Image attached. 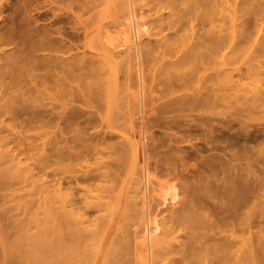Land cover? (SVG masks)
<instances>
[{"label":"rangeland","instance_id":"rangeland-1","mask_svg":"<svg viewBox=\"0 0 264 264\" xmlns=\"http://www.w3.org/2000/svg\"><path fill=\"white\" fill-rule=\"evenodd\" d=\"M123 1H125V0H0V127H1L0 128V136H1L0 137V156H2V158L0 159L1 160L0 161V179L2 180V181H0V184H1V187H0V196L1 197L0 198L3 197L2 199H0V264H13V263H15V258L10 257L8 255L9 250L12 249V246H13L15 239H17V237L19 235L32 237V235H34L35 232L40 229L39 228L40 222L39 223L37 222L38 220H40L43 217L42 212L40 210H38L40 200L46 196V194H45L46 192H47V195H48V191H49V194L52 193V186L54 185V183H56L55 185H57L58 181L63 180L64 178L68 179L67 175L71 176L76 171V169L79 167L77 165L78 163L76 164L78 167L74 168L73 170L70 167L69 168L66 167L70 163V162H68L69 160L67 161V164L65 163L64 166L62 163L61 164L59 163L60 166H58V163H56V162H60V161L57 160L58 159L57 156H54L53 157L54 160H53L51 155H50V153H52L54 151V149L56 151L55 153H57V151L60 150L58 148V146L62 145V144L58 143L57 137L59 136L58 135L59 133L57 130L55 131V127L56 126L59 127L58 125L60 123H58L56 125V123L59 121H57L56 117H54V115L56 116L57 112L58 113L60 112L61 107H62L61 103L67 104L66 110H67V108L69 109V108H73V107H74L73 109L78 108L77 110H79V111H80V109L81 110L84 109V107L81 103L82 100L80 98L77 99L76 101L72 102V103L69 100L66 103L67 100L65 101V99H64L65 102L60 101L63 98L61 96H58L59 91L60 92L66 91L67 93L68 92L71 93V91H74V89L77 90V88H78V86L76 85L77 82H75V84H74V82L71 79L68 80V77L77 78L79 76L77 79L81 78L80 76H82V74H80V72H82L83 70L79 71V68H80L79 64H81L82 62H85L88 67L91 65L97 66V65L103 63L102 65H99V66H103V68H104V69L101 68V69H103V71L100 70V74L102 73V76L104 73L105 74L107 73V75H109V76L114 75V74L115 75L118 74L117 75L118 78L122 76V72L124 71L125 66H126L125 64L127 63L126 59H124L125 56L123 54H127V52H129V53L132 52L128 48L131 45L130 44V40H131L130 37L131 36H130V32H129V27L127 26V23H125V19L127 18V15H126L127 11H125L126 10V5H125L126 3ZM144 1H142V0L133 1L134 8H135L134 9L135 10L134 11V15H135L134 17H135V21L137 20L136 25L138 28L140 27L138 29L139 31L140 30L143 31V28H144L145 32H147L149 34L150 33L153 34V33H155L156 28H157V26H156L157 24L155 23L156 21L154 20L155 16L153 14H151L152 12H149V8L147 6L145 7L144 4L147 1H145V2ZM243 1L238 0V3H240L239 7L242 6V8H243V7L248 5V2L246 0H245L247 2V3L245 2L246 5ZM251 1L253 2L254 0H249L250 4H251ZM241 2L244 5H241ZM140 3H142V4H140ZM250 7L255 8L256 5H253ZM162 14L164 17H166L168 15V11L165 10ZM256 18L254 17V19H255L254 20L253 17L251 16V18L249 17L247 19L248 22H246V20L244 22H246V24L249 23V26L248 25H246V26L249 27L250 30H252L251 34L254 30L255 31L257 30L256 33L258 34L259 29H262L261 33L259 34V37L256 38L257 34L254 36H252L253 35L252 34L251 36L253 38H251V39H253V40L250 39L251 42L249 41L250 42V44L248 43L249 46H248V44H246V46H247L246 47L245 44H242L247 48L246 50L248 51V53H246L247 51L245 52V49H243V51L245 53H242V52H240V53H242L244 55H240V53H239V54L235 55V58L233 59V68L235 70V72L233 73L234 74L233 76H234V80L236 79L235 82H236V86H237L236 89H237V96H238V99L236 101L238 102V104L236 103V101H235L236 105L233 103L229 104V103H223L222 102L221 103L222 105L220 104L219 107L216 108V112L218 114H217V117L215 118L216 120L214 119L212 121L213 128L215 127L213 130H215V132L213 135H211V138L209 137L208 133H206L204 131V128L193 125L196 123H193L192 126L190 124H189V126H187V123L183 122V120H181L182 128L180 127L181 130H179V129L177 130V126H175V124H173L175 122L174 117L178 114L177 117L179 118L180 116H182V113H183V115L195 114V113L191 114L188 111L182 112L180 114L178 112H176L177 114L170 112V114H167V116L163 115L168 120L165 118L162 119L163 117H161L159 120H155L156 117L153 114L152 115L150 114V116L148 115L145 118L146 120L145 119H139L141 115L138 114L139 112H138V109L136 108V101L134 99L130 100V98H128L129 100H127V96L121 97V95L124 94L123 89H125L127 82L121 83V86L118 87V90H117V88H115L113 85L110 84V86H109L110 88H107V87L106 88L108 89V91L111 89L110 90L111 94L106 91L107 94L106 93L103 94L104 96H101L102 98L100 99V102L102 103L101 106H103L104 110L106 109V113L110 112V114H108V116L111 118V116L113 115L112 119H114L113 117L119 118V119L116 118L117 122H114V124H113L114 120H112V122H111L112 126L114 125L113 126L114 128L112 126H111V128H113V130L116 132L115 134H113L114 135L113 138H108L110 135L108 134V131H106V132L103 131V130H105V125H104V123L102 124L99 121V119H96L95 122L91 121L93 124L92 123L88 124V122H90L88 120L86 121L87 116L89 114L88 109L82 110V111H85L84 113L87 115H85L86 117H84L83 119H79L76 121V122L80 121V123L79 122L77 123L78 127H76L77 124H76V126L73 124L74 122L72 123V125L75 127L71 126V129L75 128V130H77L76 128H78V130H79V128L81 127L80 135H78L79 131L77 133L75 131V133L73 132L74 135L71 136L72 130H70L69 127H67V130L70 132V134L68 136L71 137V139L69 140L70 143L73 142V140L74 141L76 140L77 143L76 142L75 143L78 146L80 145L82 147L84 144H87V145H85V148L87 146V149H86L87 152H85L86 150L83 149L84 150L83 151V150H81L82 148L81 149L78 148V146L75 143H71L73 147L77 146L78 151L81 150L79 152V154L82 151L84 152L83 156H81L83 154V152L80 155L77 153V158H79V156H80L81 160L85 156L87 158V161L84 160V158H83V160L80 163H83V162L87 163L88 162L92 166V167L89 166L88 167V168H90L89 171H87V173H85V171H86L85 169H87V168H85L84 166L89 165V164L85 163L86 164L85 165L83 163L84 166L82 165L83 167L81 166L82 168L81 167H79V168H81L82 171L84 170L83 172L85 174L83 175L82 174L83 172H76V174L78 173V176H76L74 174L76 177H80L79 175L82 174L83 177L86 178L87 177L86 174H88L90 172V170L94 171V172H91L92 175H95V172L98 173V171L101 170V168H100L101 166L100 165L97 166V164H98L97 162H99L100 159L97 161L95 158V157H97V159H98L99 155L95 156L96 154L93 153L94 151L91 148L96 146L98 143H99L98 145H100L101 144L100 142H102V140H104V142H102L103 147L107 146V145L109 147V143H110V146L112 148V147H114V145L116 147H118L124 141H126V139L129 140L130 142L138 143V141L140 140V135H142V134H143L142 137L145 138L143 141V144L141 143V146L139 145L140 148L138 146L136 148L137 153H136L135 161H132L130 159H125V158H124V160L122 159L123 160L122 161L121 160L122 157H120V156L117 157V158L120 157V160L122 162L121 164L123 165V166H120L121 164H119V166L122 167V168L119 167L120 169L117 168L118 165H117V167L115 165V162L117 164V162L120 163V161L113 160L115 158V156H117L116 152L113 153V151L111 150L110 153L112 152L113 155L110 153L106 155V156H108L109 161H107L108 159L105 158L106 157L105 155L104 156L100 155L103 158H101L99 156L101 158L100 163L104 159L103 160L104 163L102 162L103 164H105L104 170L110 164L109 165L110 167H108L109 171L106 170L107 172L105 174V176H108V175L109 176L104 177L105 180H104V178H102L104 181H102V179L97 180V181L99 182L100 185L102 184L101 188L103 187V185L104 186L107 185L106 186L107 189L104 187L103 191L100 190L101 193L104 192L103 193L104 195L101 193L100 194L103 195V197L107 196L108 194H110V197L112 196L111 200L108 199L109 198L108 196H107L108 198L105 197V199H104L105 201H106V199H108L107 201H109L108 205H107V201H106V206H105V207H107V209L109 208L108 211L105 208L102 209L104 211L103 213L107 212L106 214L111 219H109L106 214L102 216L101 214H103V213H101V210L98 213L101 215V217H103V218L107 217L109 219V221L110 220L111 221L110 222L107 221L108 219L106 218L107 219L106 220L107 222H106L105 220H101L102 218L100 217L101 219H99V220L105 221V223H108V222L109 223L105 225V227H107V228H105L106 229L105 232L103 230L104 228L102 229L103 231L101 229L100 230L97 229L98 230L97 231V230H95V228H97V227L99 228V226L101 227V224L104 223L103 222L100 224L101 221H99L98 219H96L98 221H95V217L97 215H98L97 217H99L100 215L98 213H94V212H96L95 210H94V212H92V210H91L90 213L88 211V213L91 215H89L87 213L88 214L86 216L87 218H85V216H84L86 221L87 220L90 221L91 224H93V226L97 222L99 223L98 226L96 224V227H94V228L91 227L92 226L91 225V226H89L91 228H87L88 227L87 226V227H85V229L87 228V229L91 230L93 228L94 231H97V232L102 231L101 233L103 234V235L100 234L101 237L99 238V240L102 238L101 241H98L99 235L95 236L96 235L95 233H94L95 237L93 236V233L91 234V236L89 235L90 236L89 238H91V240H93V241L95 238H97L95 243L100 242V245H98V247H97L98 252H96L97 253L96 257H95L96 253H94L95 258L94 257L93 258L95 260L92 259V257H91V259H89V264L90 263L91 264H107L108 263L107 260L110 257L109 255H108L109 257L106 256L108 254L107 248H110V247L113 248V246H112L113 244L111 243L113 241H111V240H117V239H120L122 237H124V239H125L127 234H128L127 237H129V239H130V240H128V239L127 240L130 242L127 243V241H126V247L128 248V252H129L128 255L130 257L128 255L126 256V254H125L124 255L125 258L123 257L122 259L125 262V259H127V257H129L128 258V264H129V262H130V264H132V263L136 264V262L138 264H140L141 263L140 260L142 258V250L144 249V247L142 245V240L144 241V239H142L144 237L143 233L146 230L148 231L149 227H150L148 225V227H147L148 229H145V231L143 229L144 228V222H145V220H143V219H145L144 215H143L144 212L146 213L147 217L148 216L150 217V220L154 219L156 226H158L157 227L158 231H156L154 233L155 235H153V237L158 236L159 239H161L160 237L164 236V232L166 230V227L170 224L168 222V219L171 215L170 212H173V209H180L182 207V205L184 204V202H186V200H188L190 198V197L189 198L187 197L188 196L187 194L190 191V187L192 188L193 185H194L193 188H195V187L197 188L198 186H199V188L206 187L209 191H212L211 194H213L214 184L212 185V183H209V182H213L214 179L210 178L209 177L210 175L208 173L206 174L207 176H203L204 175L203 174L202 175L203 178H202V176L198 175L199 172L203 173L204 169H207L206 166H204L206 161L211 160V159H216L214 167L216 164L217 165L214 169H215V171L217 170L216 173H218L219 172L218 170L221 169L224 165H226L223 163V161L225 162V160L227 159L226 157H228V155L230 154L231 151L238 153V155L240 156L241 155L240 152H242V149L244 148L243 145L244 146L246 145L245 148H247V149L249 148L252 151H257L258 149L262 150L264 148V107H263L264 104H261L262 108L258 106V105H260L261 102H257V103H259L258 105H255V104H257V103H255L254 106H253V104L249 105V104L245 103V101L242 100L243 98H241V94L243 93L244 90L245 91L253 90L255 92L257 90L259 91V89L260 90L264 89V82H263L264 81L263 80L264 79V73H263L264 72V50H263L264 45L262 44L264 42H261V41H264V22H263L264 20H262V21L259 20L260 21V23H259V21H258L259 17H258V19H256ZM249 20H250V22H249ZM256 21H258V22L256 23ZM255 24H257V26ZM258 26H259V28H257ZM254 28H257V29H254ZM142 31H141V34H139V45H140V48L142 51H144V49L146 51L147 48H149L150 43L152 41H154V39H153V36L148 37V35L143 34L144 31L143 32ZM255 31H254V34H255ZM124 35L127 37V39H126V37L124 38ZM123 42H125V43L123 44ZM148 42H150V43H148ZM259 42H261V44ZM121 45L124 47L121 50L122 53L118 54L120 56L119 57L116 54L117 50H114L113 48H115L117 46H121ZM260 50H262L263 53L260 52ZM254 51H256V52H254ZM109 54L110 55L113 54L115 56L112 59L111 58L107 59L106 57H109ZM260 55H262V56H260ZM80 60H81V62H80ZM99 60H100V63H99ZM120 61H121V63H120ZM90 62H91V64H90ZM143 62H144V66H147V67H148V65L152 64L150 62H149L150 64L146 63L148 61H145V60ZM73 63H75V65ZM58 65H60L59 68L60 67L62 68L61 70L58 68ZM64 65H66L68 68H66V66H64ZM70 65L72 67H74V69L76 68L75 69L76 71L75 70L71 71V69H69V68H71ZM62 66H64L66 68L65 69L66 71L69 70L68 73L64 70V68ZM77 66H78V69H77ZM111 67L114 70H112ZM257 69H259V70H257ZM104 70H106V71H104ZM69 72H71V73L69 74ZM114 72H116V73H114ZM66 74H68V75H66ZM76 74H78V75H76ZM105 74H104V76H107ZM130 75H131L130 76L131 79L129 80L128 85H129V87H132L130 90V93H129V94H132L135 92V87H134L135 80L132 79L134 76L133 73H130ZM65 77H67V78L65 79ZM60 79H61V81H60ZM118 80L120 82L122 80V77L119 78ZM70 81H71V83H70ZM72 82H73V84H72ZM80 83H83V82H80ZM75 85L77 88L74 87ZM82 85H84V84H82ZM120 87L122 88L123 91L121 90ZM60 88H62V89H60ZM117 91H119L118 94L122 99H119ZM147 91L149 93V89H146V91H145L146 96H148ZM121 93H123V94H121ZM48 94H49V96H48ZM108 94H110L109 97L111 96L112 98L111 97L108 98L105 96ZM117 96H118V98H116ZM43 97H45V99ZM107 98H108V100H107ZM66 99H68V98H66ZM110 99H111V101H110ZM120 100H121V102L119 103ZM115 101H117V102H115ZM107 102L108 103L111 102L110 103L111 106H108L109 104ZM126 102H127V104H126ZM239 102L241 104H239ZM106 103H107V108H105ZM68 104H70V105H68ZM103 104H105V105H103ZM226 104H227V106H226ZM43 105H44V108L46 105L47 109L53 110V113H54V115H53L54 119L53 120H52V118H50L51 119V121H50V119H48L46 117H42L43 115L39 114L42 111L40 108L43 109V107H42ZM230 105H231V107H229ZM238 105H240V107ZM117 107H119V108H117ZM52 108H54V109H52ZM36 111L38 114L36 113ZM39 115H41V117ZM171 118H173V122H172ZM179 119H181V118H179ZM81 120H85V121L81 122ZM55 121H56V123H55ZM96 121H97V124H96ZM85 122H87L86 124H88V125H86ZM162 122H164V123H162ZM201 124H204V123H201ZM8 125H9V127H8ZM45 125L47 127L52 126V128H53V129L49 128L50 130L48 129L49 132L52 130L51 133H53L52 136H50V139H48L51 144H48L47 143L48 140L46 141V139H44L41 136V134H44V132L47 131L46 130L47 127H45ZM6 126H7V129H5ZM42 127H44V130L42 129ZM57 127H56V129H57ZM62 128L64 129V131H67V130H65L66 128H64V126H62ZM163 128H164V130H163ZM97 130L99 131V133ZM119 130H120V132H119ZM86 131H88V132H86ZM104 133H106V134H104ZM11 134H12V136H11ZM75 134L79 136V137L77 136L78 139L76 138ZM54 135L57 136L56 139H54ZM120 135H122L125 139L122 138ZM164 135H165V137H164ZM40 136H41V138H40ZM82 136H84V137H82ZM25 137L29 142L25 139ZM227 137L229 140L226 139ZM72 138H74V139L72 140ZM180 138L183 140H180ZM29 139H31V140H29ZM61 139H60L61 142L60 141L59 142L63 143L64 140H61ZM133 139H134V141H133ZM174 139H179V141H181V142H179L178 140H176V142H175ZM1 140H3V141H1ZM9 141H10V143H9ZM261 141H262V143H261ZM30 142H32V143H30ZM184 142H186V143H184ZM17 143L19 146L17 145ZM27 143H28V145H27ZM44 143H46L45 144L46 146L43 145ZM56 143H57V145H55ZM64 143L68 144V145L70 144V143H66V142H64ZM183 143L185 144V146ZM53 144L56 147H53L54 146ZM50 145H53V146H50ZM142 145H143V147L145 146V150H146L145 156H143L142 155L143 152L141 153V151H140V150H142ZM32 146H34V147L31 148ZM62 146L65 148L67 147L64 144ZM72 146H70V147H72ZM167 146H169V147H167ZM44 147L46 148V150ZM63 147H61V148H63ZM194 147L196 149L198 148V150H200L199 155L197 154L198 152L196 153V150ZM14 148H16V149H14ZM42 148H44V151ZM260 148H262V149H260ZM6 149L10 150L9 154H8ZM253 149H257V150H253ZM20 150H21V152H20ZM174 151H175V153H174ZM44 152L46 154L48 152H50L48 154L51 158L48 156V154L46 155ZM181 152H182L183 156H181L182 155ZM224 153L226 155H224ZM17 154H19V156ZM44 155L48 156L50 159H48ZM52 155H54V153ZM109 155H110V157H109ZM175 155H178V156H175ZM8 156L10 157V159H8L9 158ZM88 156L90 159H88ZM43 157H45V158H43ZM55 158H56V160H55ZM165 158H166V160H165ZM170 158H172V159H170ZM2 159H3V161H2ZM7 159H8V161H7ZM10 160L12 161V163ZM112 160H113V162H112ZM127 160H128V162H127ZM14 161H15V163H14ZM70 161H71V159H70ZM72 161L76 162V160L74 161L73 159H72ZM72 161H71V164L73 163ZM93 161L96 163H94ZM16 162H17V165H16ZM49 162H51V163H49ZM77 162H79V161L77 160ZM219 162L221 163L222 167H220L221 165ZM5 163H7V164H5ZM44 163H45V165H44ZM55 163L57 166L55 165ZM107 163H109V164L106 165ZM203 163H204V165H202ZM76 165H74L73 167H75ZM79 165H81V164H79ZM114 165H115V168H114ZM142 165H144L143 167L145 168L146 175H147V182H145L146 184L144 187V191H145L144 194H146L145 198H146V200H148L145 203L146 209H145V207L143 208L142 206H140V205H142L141 204V201H142L141 200V193H140V189L142 187V180H143V171L141 168ZM168 165H170V166H168ZM197 165H199V166L197 167ZM56 167H58V168H56ZM59 167H61V168H59ZM102 167H103V165H102ZM11 168H12V170L10 171L9 176H8L7 175L9 172L8 169L10 170ZM96 168H98L97 171L94 170ZM61 169H63V171L67 173V174H65V177H63L64 172L62 173ZM69 169H71L70 170L72 173L71 175L68 174V172L70 173V171H68ZM81 169L79 171H81ZM114 169H116V170H114ZM199 169H201V170H199ZM49 170H50V172H48ZM253 170L255 171V169H253ZM102 171H103V169H102ZM114 171H115V173H114ZM59 172H60V174H59ZM111 172H113L114 174ZM194 172L196 173V175ZM61 173H62V176H60ZM79 173H81V174H79ZM99 173H101V171ZM2 174L4 177L2 176ZM82 175H81V177H82ZM85 175H86V177H85ZM90 175L88 174V176H90ZM92 175L90 178L94 177ZM61 177H63V179H61ZM113 177L116 180L113 179ZM204 177H205V179H204ZM109 178H110V180H109ZM53 180H55V181H53ZM206 180H208L209 182ZM64 181L65 180H63L62 182H64ZM97 181L93 180V184L95 182L98 183ZM100 181H102V182L100 183ZM90 182H92V181H89L88 184L86 182H84V184H82V182H79L81 184H79V185L77 184V187L75 184H73V185L68 184V182L63 183L62 184L63 185L62 186V189H63L62 192H66V191H64V187L66 188L68 186V188H70V189L66 188V190H68V192L70 190H71L70 192H73L72 190H74L75 192H73V193H75L74 196H76V200L78 198V200H77V202H78V201H80V199L77 196H79V193L82 195L84 194L82 191V190H84V186L85 187L89 186V188L95 187L93 184H90ZM205 182H206V185L204 186L203 184H205ZM113 183H114V185H113ZM213 183H216V182H213ZM64 184H66V186ZM110 184H112V185H110ZM207 184H209V185H207ZM47 185L49 188L47 187ZM69 185L70 186L72 185L71 187L73 189ZM96 185H98V184H96ZM2 186H4V187H2ZM170 186H173V188L175 190L174 193L177 196L176 201L171 204V203H169L170 197H166V199L167 198L168 199H167V201H165L164 205L159 204V203H162L160 197L164 196L163 195L164 188L170 187ZM97 187H98L97 189L95 188L97 190V192H96V190H94V188H93L94 192L93 191L91 192L92 188L90 190L89 189L87 190L85 188V190H84L85 196L86 195L89 196L87 191L91 192L92 194H95V193L99 194L98 193L99 192V190H98L99 186H97ZM206 188H205V192L207 191ZM79 189H81V190H79ZM112 189H113V191H111ZM105 190L106 191L108 190L107 192H109V191L110 192L107 193ZM202 190H204V189H202ZM76 191H78L77 195H76ZM120 192H121V194H120ZM205 192H202V193H205ZM199 193H201V192H199ZM207 193H209V192L207 191L205 194H207ZM119 194H120V196H119ZM158 194L162 195V196L159 197ZM214 194H215V191H214ZM214 194H213V196H214ZM116 195H118V196H116ZM207 196L206 197L204 196V197L207 198ZM80 197H82V196H80ZM92 197H97V195L96 196L94 195ZM92 197L90 196L89 197L90 199L89 198L88 199L89 200L94 199ZM119 197H120V199H119ZM116 199H119V201ZM254 199L256 200V198H254ZM254 199H253V201H254ZM81 201H83V197H82ZM81 201H80V204H81ZM118 203H119V205H118ZM136 203H138V204L136 205ZM80 204H78V205L80 206V208H82L81 206H83V205L82 204L80 205ZM117 205H118V207H117ZM126 205H128V206H126ZM134 205H135V207H134ZM147 207H149V208L147 209ZM110 208H112V209H110ZM114 209H117V210H115L116 212H114ZM141 209L144 210L143 214H142ZM124 210L125 211L127 210L126 212L129 211L128 214L126 212L124 213ZM111 213H115V215L113 214L111 216ZM123 213L127 214L124 218H123V215H124ZM147 214H149V215H147ZM84 218H82V219L84 220ZM122 218H123V221H122ZM83 220H82V222H83ZM254 220L252 223L251 231H252L254 241H256V237L259 233L258 230L260 231L261 229L260 228L258 229L259 219H254ZM86 221H85V223H86ZM86 225H88V223L85 224V226ZM118 225L122 226L121 229H122V231L123 230L125 231V233H126L125 236H123V234H121L119 237L121 229L119 228ZM80 226H79V228H80ZM103 226H104V224H103ZM117 228L120 230L119 234L117 233V231H118ZM116 229H117V231H116ZM151 229H153V227L152 228L150 227V230ZM263 230H264V228H263ZM82 231H83V229H82ZM87 231L88 230H86V231L84 230V233L87 234V235L85 234L84 236H86L88 238V232ZM254 232H255V235H254ZM90 233H91V231H90ZM146 234H148V233L146 232ZM114 235H116L118 238ZM115 238H117V239H115ZM156 238L153 240H158V238L157 239ZM163 239H164V237H163ZM163 239H161V240H163ZM86 240H88V239H86ZM89 240H88V242H89ZM93 241L91 242L92 244H93ZM148 241H149V238H148L147 242ZM179 241H181L180 243L184 242L182 239L178 240V242ZM116 242L117 241H115V243ZM159 242L160 243H157V241H156L158 246H159V244H161L162 241H159ZM156 243H154L155 248L157 247ZM109 244L110 245L112 244V245L109 246ZM94 246L96 247V245H94ZM95 247H94V252L96 251ZM112 248H110V250H113L115 247L113 249ZM131 252H134V253H131ZM140 253H141V258L137 259L136 257ZM109 254L112 255V252L110 251ZM131 254L134 256H132ZM103 258H104V260H103ZM106 258H107V260H105ZM132 259H133V261H132ZM135 259L137 261H135ZM93 260H94V262H93ZM109 261H110V259H109ZM124 262H122V263H124ZM111 263H108V264H111ZM142 263H143V261H142Z\"/></svg>","mask_w":264,"mask_h":264},{"label":"bare ground","instance_id":"bare-ground-1","mask_svg":"<svg viewBox=\"0 0 264 264\" xmlns=\"http://www.w3.org/2000/svg\"><path fill=\"white\" fill-rule=\"evenodd\" d=\"M133 1H135V0L123 1L126 3L125 4L126 5L125 11H127V14H126L127 18L125 19V23H127V26L129 27V32H130V36H131L130 37V39H131L130 44L131 45L128 48L132 52L131 53L127 52V54H123L125 56V58L124 57L123 58L126 59L127 63L125 64L126 65L125 69L122 72V76H121L122 80L119 82L118 79L121 77L118 78V76H117L118 74H116V75L114 74V75L109 76V75H107V73L106 74L104 73L107 76H104V74L102 76V73L100 74V70L103 71L104 68H103V66H99V65H102L103 63H101L97 66L91 65L88 67L85 62H82L81 64H79L80 65L79 71L83 70L82 72H80V74H82V76H80L81 78L77 79L79 76L77 78H75V77H72L73 75L71 76L73 79L68 77V80L71 79L74 82V84H75V82H77L76 85L78 86V88L76 87V85L74 86L77 88V90L74 89V91H71V93L70 92L67 93L66 91L65 92L59 91L58 96H61L63 98L60 101L65 102L67 100L66 101V103H67L69 100L72 103V102H74L80 98L82 100L81 103L84 107V109H82V110H86V109L89 110V114L87 116V119L85 118L86 121L87 120L90 121V122H88V124L92 123L91 121L95 122L96 119H99V121L102 124L104 123V125H105V130H103V131H105V132L108 131V134L110 135L108 138H113L114 137L113 134H115L116 132L113 130L114 125L112 126L111 122H112V120H114L113 121V124H114V122H117L116 118L117 119H119V118L113 117L114 119H112L113 115L112 116L110 115L111 116V118H110L108 116V114H110V112L106 113V109L104 110L103 106H101L102 103L100 102V99L102 98L101 96H104L103 94H105L106 91L108 93H110L111 89L109 91L107 89V88H110L109 87L110 84L113 85L115 88H117V90H118V87L121 86V83L127 82V85H128L129 84L128 82L131 79L130 73H133L134 76L132 79L135 80V83H134L135 92L132 94H129L132 87H129V85L128 86L126 85V87L124 86L125 89H123L125 95L123 93H121V94H123V95H121V97L127 96V100H129L128 98H130V100L134 99L136 101V108L138 109V112H139L138 114L141 115L139 119H145L148 115L150 116V114L151 115L153 114L156 117L155 120H159L161 117H163L162 119H164L165 116H167V114H170V112H173V113L178 112L180 114L182 112L188 111L191 114L192 113H195V114L183 115V113H182V116L179 117L181 119H179L177 117L178 114L176 113L177 115L174 117L175 122L173 124H175V126H177V130L178 129L181 130V128H182L181 120H183V122H186L187 126H189V124L192 126L193 123H196L193 125L204 128V131L206 133H208L209 137L211 138V135H213L215 132V130H213L215 127L213 128L212 121L217 117V114H218L216 112V108L219 107V105L222 102L223 103H229V104H231V103L235 104V101L238 99L237 89H236L237 86H236V82H235L236 79L234 80V76H233L234 75L233 73L235 72V70L233 68V59L235 58V55L239 54L240 52L245 53L247 51L246 50L247 49L246 44H248V43L250 44L251 40H253V39H251V38H253L252 36L257 34L256 33L257 30L256 31L254 30L255 34H254V31L252 32L253 35L251 34L252 30H250V28L246 26V25L249 26V23L246 24V22H248L247 19L249 17L251 18V16L253 17V19H254V17L255 18L257 17L256 19H258V17H259L258 21L264 20V0H254L253 2L251 1V4L249 3V0H246L248 2L249 6L247 5L248 7L245 6L243 8H242V6L239 7L240 3H238V0H145L147 2L142 0L145 2V4H144L145 7L147 6L149 8V12H152L151 14H153L155 16L154 20L156 22L155 21L154 22L157 24L156 25L157 28H156L155 33H153V34L152 33L149 34V33L145 32L144 28H143L144 32L142 30H140V31L138 30L140 27L138 28L136 25L137 20L135 21V17H134L135 16L134 15V11H135L134 9L135 8H134ZM241 1H243V0H241ZM246 1L244 0L243 2L245 3ZM246 3H245V5H246ZM140 4H142V3H140ZM241 5H244V4L241 2ZM253 5H256V7L255 8L250 7ZM165 10L168 11V15L166 17H164L162 14ZM245 20H246V22H244ZM258 21H256V23ZM249 22H250V20H249ZM259 23H260V21H259ZM255 25L257 26V24H255ZM257 28H259V26ZM257 28H254V29H257ZM141 31L143 32V34L148 35V37L153 36V39H154V41H152V42L150 41L151 43L148 42V43H150L151 46L149 45V48H147L146 51H145V49H144V51H142L140 48V45H139V34H141ZM261 31H262V29H259V33L256 35V38L259 37V34L261 33ZM125 37L126 36L124 35V38ZM126 39H127V37H126ZM261 42H264V41H261ZM261 42H259V43L261 44ZM124 43L125 42H123V44ZM242 44H245L246 47ZM249 44H248V46H249ZM262 44L264 45V43H262ZM123 47L124 46L121 45V46H117V47L113 48L114 50H117L116 51L117 56H119L118 54L122 53L121 50ZM243 49H245V52L243 51ZM254 52H256V51H254ZM260 52L263 53L262 50H260ZM242 53H240V55H244ZM246 53H248V51ZM114 56L115 55H113V54L112 55L109 54V57H106V58L112 59ZM260 56H262V55H260ZM100 60H99V63H100ZM144 60L148 61L146 63H148V64L152 63V64L148 65V67L144 66V62H143ZM80 62H81V60H80ZM120 63H121V61H120ZM73 64L75 65V63H73ZM90 64H91V62H90ZM59 66L60 65H58V68H59ZM64 66H66V65H64ZM64 66H62L64 68V70L66 68H68L67 66H66V68ZM101 68H103V69H101ZM59 69L61 70L62 68L60 67ZM69 69H71V71H73L76 68L74 69V67L71 66V68H69ZM77 69H78V66H77ZM112 70H114V69L112 68ZM257 70H259V69H257ZM68 71H66V72L68 73ZM104 71H106V70H104ZM70 73L71 72H69V74ZM114 73H116V72H114ZM66 75H68V74H66ZM76 75H78V74H76ZM66 78L67 77H65V79ZM60 81H61V79H60ZM73 82H72V84H73ZM80 82H83V83H80ZM70 83H71V81H70ZM82 84H84V85H82ZM60 89H62V88H60ZM146 89H149V93L147 91L148 96L145 95ZM121 90H122V88H121ZM118 93H119V91H117V94ZM110 94L105 95V96L110 98L111 97V96L109 97ZM48 96H49V94H48ZM118 96H119V94H118ZM118 96L116 98H118ZM121 97L119 96V99H122ZM43 98L45 99V97H43ZM66 98H68V99H66ZM108 98H107V100H108ZM241 98H243L242 100L245 101V103H247L249 105L253 104V106L255 103L261 102L260 105H258L259 103L255 104V105H258L259 107L262 108L261 104H264V89L263 90L259 89V91L257 90L255 92L253 90H250V91L244 90L243 93L241 94ZM64 99H65V101H64ZM110 101H111V99H110ZM115 102H117V101H115ZM120 102H121V100L119 101V103ZM107 103H106V105L103 104L106 106V107L104 106L105 108H107ZM110 103L111 102L108 103L109 104L108 106H111ZM236 103L238 104L237 101H236ZM70 104H68V105H70ZM126 104H127V102H126ZM239 104H241V103L239 102ZM66 105L67 104H65V103H61V106H62V107L60 106L61 110L59 113L57 112L56 116L54 115L53 110L46 108V105H45V108H44V105L42 106L43 109L40 108L42 111L39 114L43 115L42 117H46L48 119L52 118V120L54 119V117H56L57 121H59L57 123L55 121L56 125L58 123H60L62 126H64V128H66L65 130H67V127H69V129L72 130L71 136L74 135L73 132L75 133V131H76V133L79 131L78 135H80L81 127L79 128V130H78V128H76L77 130H75V128L71 129V126H73L72 125L73 122H74L73 124L76 126V124L78 122L80 123V121H78V122H76V121L79 119H83L84 117H86L85 115H87V114H85L84 113L85 111H82L81 109H80V111L77 110L78 108L73 109L74 107L69 108V109L67 108V110H66V107H67ZM226 106H227V104H226ZM238 106L240 107V105H238ZM229 107H231V105ZM117 108H119V107H117ZM52 109H54V108H52ZM36 113H37V111H36ZM41 115H39V116L41 117ZM53 115H54V117H53ZM163 115H165V116H163ZM165 119H167V118H165ZM171 119L173 122V118H171ZM50 121H51V119H50ZM82 121L84 122L85 120H81V122ZM86 123L87 122H85V124ZM162 123H164V122H162ZM201 123H204V124H201ZM60 124L58 125L59 127L56 126L57 129L55 127V131L56 130L58 131L59 134L58 133L57 134L59 136L57 134L56 135L58 137L54 135V139H56V137H57L59 144H62V145L64 144L67 146L68 144H65L64 142L70 143L69 140L71 139V137L68 136L70 134V132L68 130L64 131V129L62 128V126ZM88 124H86V125H88ZM96 124H97V121H96ZM75 126H73V127H75ZM111 126L113 128H111ZM8 127H9V125H8ZM45 127H47V126L45 125ZM76 127H78V124ZM49 128H52V126L47 127L46 130L48 132L43 131L44 134H41V136L44 139H46V141L48 139H50V136H52V134H53V133H51L52 130L49 132V130H50ZM5 129H7V126ZM42 129L44 130V127H42ZM163 130H164V128H163ZM86 132H88V131H86ZM119 132H120V130H119ZM98 133H99V131H98ZM104 134H106V133H104ZM78 135L75 134L76 138ZM11 136H12V134H11ZM41 136H40V138H41ZM120 136L122 138H124L122 135H120ZM142 136H143V134L140 135V140L138 141V143H133V142H130L129 140L126 139V141L123 140L124 142L121 145H119L118 147H116L114 145V147H112V148L110 146V143H109V147L106 143L105 144L107 146L103 147L102 142H104V140H102V142H100L101 143L100 145H98L99 143L96 146L93 145L94 147L91 149L94 151L93 153L96 154L95 156H97V155H99V156L105 155L106 156L107 154L110 153L111 150L113 151V153L116 152L117 156L114 155L115 158L113 160L120 161V163L117 162V164L114 161L116 167L118 165L117 168L120 169V168H122L120 166H123L121 164L122 159L124 160V158H125V159H130L132 161H135L136 153H137L136 148H137V146L139 147V145L141 146V143L143 144V141L145 139ZM82 137H84V136H82ZM164 137H165V135H164ZM228 137L226 139H228ZM25 139H26V137H25ZM60 139L64 140V142L60 143L61 142ZM73 139L74 138H72V140ZM29 140H31V139H29ZM174 140H175V142H176V140L179 141V139H174ZM180 140H183V139L180 138ZM1 141H3V140H1ZM133 141H134V139H133ZM75 142H76V140L75 141L73 140V142H71V143H75ZM179 142H181V141H179ZM9 143H10V141H9ZM30 143H32V142H30ZM47 143L51 144L49 140L47 141ZM184 143H186V142H184ZM261 143H262V141H261ZM45 144L46 143H44L43 145H45ZM70 144L66 148L63 147L62 145L61 146L59 145L58 148L60 150H58L57 153H55L56 152L55 149H54V151L52 150L53 151L52 153H50V152H48V153H50L53 160H54L53 157L57 156V158H58L57 160L60 161V162H56V163H58V166H60L61 163L64 166L65 163L67 164V161L69 160L68 162H70V163L66 167H68V168L70 167L73 170L74 168H76L78 166L79 167H81L82 165L84 166V164L86 163V162H83L84 164L80 163L83 160V158H84V160L87 161L86 156L83 157L81 160L80 156H79V158H77V153L79 154V152L83 149L86 150L87 146L85 148V145H87V144H84L82 147L80 145H79L80 146L79 147L76 144L78 146V148H80V149L82 148L79 151H78L76 145H75L76 147H73L72 144L71 145ZM17 145H18V143H17ZM27 145H28V143H27ZM53 145H50V146H53ZM55 145H57V143ZM55 145L53 147H56ZM70 146H72V147H70ZM184 146H185V144H184ZM245 146L243 145L244 148L242 149V152H240L241 153L240 156L238 155V153L231 151L230 154L228 155V157H226L227 159L225 160V162L222 160L223 163L226 164L223 167H222L221 163L219 162L221 165L220 167H222V168L221 169L218 168L219 169L218 173H216L217 170L215 171V169H214L217 165L216 164L214 167L216 159H211V160L206 161L205 165H204V163L202 164V165L206 166L207 169H204V171L202 170L203 173L199 172L198 175L202 176L204 174L203 176H207L206 174L208 173L210 175L209 177L214 179L213 182H216V183L209 182L208 180H206L209 183H212V185L214 184V191H215V194L213 191L214 196H213V194H211L212 191H209L206 187L199 188V186H198L197 188L196 187L193 188L194 185L192 188L190 187V191L188 190L189 193L187 194L188 195L187 197L188 198L190 197V198L188 200H186V202H184L185 200L183 201L184 204L182 205V207L180 209H173V212H170L171 215L168 219V222L170 224L166 227L165 232L163 231L164 232V236H163L164 239L160 235L161 236L160 238L163 240L159 239L158 236L153 237V235H155L154 233L156 231H158V229H157L158 226H156L154 219L150 220V217L149 216L147 217L144 210L141 209L142 214L144 212L143 215L145 218V219H143V220H145L144 228H143L144 231H145V229H148L147 228L148 225L151 228L153 227V229H151L152 230L151 231L150 227H149V230L148 231L146 230L143 233L144 237L142 236L143 237L142 239H144V241L142 240V245H143L144 249L142 250V258H141V253L138 254L137 257L135 256L137 259L141 258L140 264H264V234H263L264 233L263 232L264 231L263 230V228H264L263 227L264 226V177H263L264 176V150L263 149L264 148L263 149L260 148L262 150L253 149V150H257V151H252L249 148H248L249 150L247 148H245ZM33 147L34 146H32L31 148H33ZM61 147H63V148H61ZM167 147H169V146H167ZM44 148H42L43 151H44ZM14 149H16V148H14ZM45 150H46V148H45ZM195 150H196V153L198 152L197 154L199 155L200 150H198V148L197 149L195 148ZM9 151L10 150H7L8 154H9ZM140 151H141V153L143 152L142 153L143 156L146 155L145 146L143 147V145H142V150H140ZM20 152H21V150H20ZM85 152H87V150ZM182 152H181V154H182ZM53 153H54V155H52ZM174 153H175V151H174ZM225 153H224V155H226ZM19 154H17V155L19 156ZM110 154H112V152ZM83 155H84V152L81 156H83ZM48 156H49V154H48ZM48 156H45V157L50 159L51 157L49 156L50 157L49 158ZM99 156H98V159H97V157H95L97 161L99 159L101 160V158H103L101 156H100L101 157L100 158ZM118 156L122 157L121 160H120V157L117 158ZM175 156H178V155H175ZM181 156H183V154ZM45 157H43V158H45ZM109 157H110V155H109ZM1 158H2V156H0V159ZM105 158L108 159V156H106ZM8 159H10V157ZM8 159H7V161H8ZM70 159H71V161H72V159L74 161L76 160V162L72 161L74 164L73 163L71 164ZM88 159H90L89 156H88ZM170 159H172V158H170ZM55 160H56V158H55ZM77 160L79 162H77ZM100 160H99V162H97L98 163L97 166H99V165L101 166L100 167L101 170L99 169L101 171V173H99L100 171H98V173L95 172V175H92L91 172H94V171L90 170V172L88 174L89 175L91 174L92 176H94L92 178H90L91 175L88 176V174H86L87 177L85 175L86 178L83 177V175L85 173H87V171H89V169H90L88 167L91 165L88 162L86 164H89V165L85 164L86 166H84L85 168H87V169H85L86 170L85 173L83 172L84 170L82 171V169H81L83 166L81 168L78 167L76 169V171L74 170L75 172L73 171L74 172L73 174L70 171L71 169H69L68 171H70V173L68 171L67 172L70 175L72 174L71 175L72 177L67 175L68 179H65V178L63 179V177H65V174H67V173L64 172L63 169H61L62 170L61 172L62 173L64 172V174H63L64 176L61 177V179L65 180L66 182L65 181L62 182L63 180H60L61 182L58 181L57 185H55L56 183H54V185L52 186V193L49 194V191H48V195H47V192H46L45 193L46 196L40 200L41 204L39 203L38 210H40L43 214V217L37 221L38 223L40 222V227H39L40 229L38 231H36L35 234L32 235V237L19 235L17 237V239H15L13 246H12V249L9 250V253H8V255L10 257L15 258V263H13V264H89V259H91V257H92V259H94L96 257V255H97L96 252H98L97 247H98V245H100V242L95 243L97 238H95L93 241L89 237L91 236L92 233L94 236V233H95L96 234L95 236L99 235L98 241H101L102 238L99 240V238L101 237L100 234H102L101 232L103 230L105 232V230H106L105 228H107V227H105V225L111 221V220L109 221V219H111V218L108 217V215L106 214L107 212L103 213L104 211L102 209H104V208L107 209V207H105L106 201L108 199L111 200V197H112V196L110 197V194L107 195L109 198L107 196L103 197L104 192L101 193V191H100V190L103 191L104 187L106 188L107 185L106 186L103 185V187H102L103 189H102L101 188L102 184L100 185L97 180H100L104 177H108L109 175L105 176V174L107 172L106 170L109 171L108 167H110L109 166L110 164L107 163L106 165L109 164L108 167L106 166L108 169L106 168L104 170V168H105L104 167L105 164H103L104 159L101 161V163H100ZM113 160H112V162H113ZM165 160H166V158H165ZM2 161H3V159H2ZM107 161H109V159ZM127 162H128V160H127ZM11 163H12V161H11ZM14 163H15V161H14ZM49 163H51V162H49ZM56 163H55V165H56ZM94 163H96V162H94ZM5 164H7V163H5ZM79 164H81V165H79ZM119 164H121V165L119 166ZM16 165H17V162H16ZM44 165H45V163H44ZM74 165H76V166L73 167ZM102 165H103V167H102ZM115 165H114V168H115ZM143 166L144 165H142V167H141L142 171H143V180H142V187L140 189L141 200H142L141 204L142 205H140V204L139 205L142 206L143 208L145 207V209H146L145 203L148 200H146V198H145L146 194H144V192H145L144 187L146 184L145 182H147V175H146V170ZM168 166H170V165H168ZM198 166L199 165H197V167ZM56 168H58V167H56ZM59 168H61V167H59ZM80 169H81V171H79ZM102 169H103V171H102ZM201 169H199V170H201ZM253 169H255V171ZM11 170H12V168L10 170L8 169V171H9V172L7 171L8 176H9V173ZM94 170L97 171L98 168H96ZM114 170H116V169H114ZM48 172H50V170ZM76 172H83L82 173L83 175L81 173H79L82 175V177H81V175H79L80 177H76V176H78V173L76 174ZM62 173L60 176H62ZM111 173H113V172H111ZM114 173H115V171H114ZM59 174H60V172H59ZM195 175H196V173H195ZM2 176H3V174H2ZM203 176H202V178H203ZM113 179H115V178L113 177ZM204 179H205V177H204ZM93 180L97 181L98 183L95 182L93 184ZM104 180H105V178H104ZM104 180L102 179V181H104ZM109 180H110V178H109ZM0 181H2V180L0 179ZM53 181H55V180H53ZM89 181H92V182H90V184H93L95 186V187H93L94 190H96L98 188L97 186H99V189H98L99 194H97V193L92 194L91 192L93 191V188L92 187L89 188L88 185H87L88 187H85L83 185L84 190H85V188L87 190L88 189L90 190L92 188V190H91V192L86 190L89 196H87V195L85 196L84 190H82L84 193L83 195L79 193V196H77V197H79L80 201L83 197V201H81V204L83 205V206H81L82 208H80V206L78 205V204H80V201H78L79 203L77 202L78 198L76 200V196H74L75 193H73V192H75L74 190H72L73 192H70L71 190L68 192V190H66V188H68V186H67L66 188L64 187V191H66V192H62V190H63L62 184L63 183L68 182V184H72V185L75 184L77 187V184L78 185L81 184L79 182H82V184H84V182H86L88 184ZM102 181H100V183ZM96 184H98V185H96ZM64 185L66 186V184H64ZM110 185H112V184H110ZM113 185H114V183H113ZM203 185L205 186L206 182ZM207 185H209V184H207ZM0 187H1V184H0ZM2 187H4V186H2ZM47 187H48V185H47ZM205 188L207 189V191L209 193L205 194L207 192V191L205 192ZM68 189H70V188H68ZM81 189H79V190H81ZM202 189H204V190H202ZM78 191H76V195L78 194ZM111 191H113V189ZM174 191L175 190H174L173 186L165 187L164 192H163L164 196L158 194L159 197L162 196V197H160L162 203H159V204L164 205L165 201H167V199H168V198L166 199V197H170L169 203H171V204L174 203L176 201V197H177L175 195ZM96 192H97V190H96ZM109 192H107V193H109ZM199 192H201V193H199ZM202 192H205V193H202ZM100 193L103 195H101ZM120 194H121V192H120ZM120 194H119V196H120ZM94 195L95 196L97 195V197H92ZM203 195L205 197L208 195L209 197L207 196V198H205ZM80 196H82V197H80ZM90 196L92 198H94V199L96 198V199L95 200L94 199L89 200ZM116 196H118V195H116ZM105 197L108 198V199H106V201L104 200ZM2 198H0V199H2ZM254 198H256V200ZM119 199H120V197H119ZM119 199H116V200L119 201ZM253 199H254V201H253ZM108 202L109 201H107V205L109 204ZM137 204L138 203H136V205ZM118 205H119V203H118ZM118 205H117V207H118ZM126 206H128V205H126ZM134 207H135V205H134ZM148 208L149 207H147V209ZM108 209H107V211H108ZM110 209H112V208H110ZM91 210H92V212H94V210H95L96 212H94V213H98L101 210V213H103L101 215L103 216L106 214L107 217L109 218L108 219L106 217L108 219L107 220L106 218L101 217V215L99 213L98 214L100 216L97 217L98 216L97 215L95 217V221H98L101 218H102L101 220L109 221L108 223H105V221L99 220V221H101L100 224L104 222L103 223L104 226H103V224H101V227L99 226V228L97 227V228H95V230H97V229L102 230L104 228L101 232H97L98 230L94 231V229H93L94 227H96V224L98 226V224H99L98 222L93 226V224H91L90 221L87 220L88 221L87 222L85 219V218H87L86 216L91 212ZM115 210H117V209H114V212H116ZM88 211H89V213H88ZM126 211L124 210V213ZM128 212H126V213L128 214ZM113 214L115 215V213H111V216ZM127 214H124L123 218ZM89 215H91V214H89ZM147 215H149V214H147ZM84 216H85V218H84ZM82 218H84V220ZM123 218H122V221H123ZM96 219H98V220H96ZM254 219H259L258 229L259 228L261 229L260 231L258 230V232H259L258 235L256 234L257 235L256 241H254L252 231H251L252 223H253ZM82 220L84 223L82 222ZM85 221H86V223H85ZM87 223H88V225L85 226V224H87ZM121 225H118L120 229L122 228ZM79 226H80V228H79ZM89 226H91L93 228L91 230L87 229V228H91ZM85 227H87V228L85 229ZM82 229H83V231H82ZM117 229H116V231H117ZM84 230L85 231L88 230L87 231L88 232V238L86 236H84L86 234V233H84ZM90 231H91V233H90ZM119 231L120 230L118 229V231H117L118 234H119ZM146 232L148 234H146ZM121 234H123V236H125L126 233L124 230L122 231V229H121L119 237ZM116 235H114V236H116ZM254 235H255V232H254ZM127 236H128V234L126 235L125 239L122 236H121L122 238L117 239L118 237L116 236L117 238H115V239H117V240H111L114 243H115V241H117L115 244L110 241L113 244V245L111 244L113 246V248L114 247L115 248L113 249L112 247H110L113 250H110V248H107L108 250L106 249L107 253H108L106 256L107 257L110 256L113 259L112 260L109 257L107 260V258H106L105 260H107L108 263L112 262L111 264H124L126 262L125 264H128V258L130 256L128 255L129 252H128V248L126 247V241L128 243V242H130V241H128L130 239ZM156 237L158 238L159 241H162L161 244H159V246L157 245V243H160V242L158 240H153ZM148 238H149V241H148L149 243L147 242ZM86 239H88V240L90 239L89 242ZM180 239H182L184 242H182V243H180L181 241L178 242V240H180ZM92 241H93V244L91 243ZM156 241H157V243H156ZM154 243H156V245H157L156 248H155ZM94 245H96V247ZM111 245L109 244V246H111ZM94 247L96 250L95 252H94ZM110 251L112 252V255L109 254ZM94 253H96L95 257H94ZM131 253H134V252H131ZM125 254H126V256L128 255L129 257H127V259H125V262H124L122 258L123 257L125 258V256H124ZM132 256H134V255H132ZM109 259H110V261H109ZM133 259H132V261H133ZM94 260H93V262H94ZM103 260H104V258H103ZM135 261H137V260L135 259ZM142 261H143V263H142ZM122 262H124V263H122ZM129 264H130V262H129ZM136 264H138V263L136 262Z\"/></svg>","mask_w":264,"mask_h":264}]
</instances>
